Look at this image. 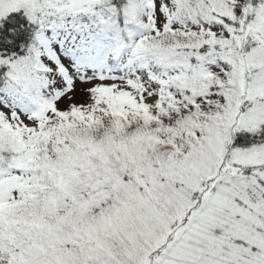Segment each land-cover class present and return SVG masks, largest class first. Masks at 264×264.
I'll list each match as a JSON object with an SVG mask.
<instances>
[{
	"label": "snow or ice",
	"instance_id": "6c2138e0",
	"mask_svg": "<svg viewBox=\"0 0 264 264\" xmlns=\"http://www.w3.org/2000/svg\"><path fill=\"white\" fill-rule=\"evenodd\" d=\"M0 264H264V0H0Z\"/></svg>",
	"mask_w": 264,
	"mask_h": 264
}]
</instances>
